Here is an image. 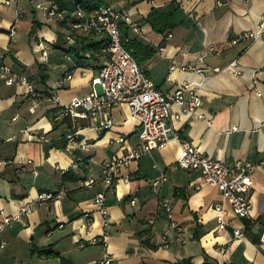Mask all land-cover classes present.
<instances>
[{
	"label": "crops",
	"instance_id": "0c3cea01",
	"mask_svg": "<svg viewBox=\"0 0 264 264\" xmlns=\"http://www.w3.org/2000/svg\"><path fill=\"white\" fill-rule=\"evenodd\" d=\"M35 1L0 0V62L25 73L43 91L36 89L41 94L32 98L24 85H8L0 78V219L38 191L63 186L66 192L46 204L34 203L29 213L3 227L0 264H96L104 252L115 264H167L187 256L200 264L203 253L218 264H264V243L258 240L264 167L253 170L247 218L235 216L198 170L176 164L179 145L174 140L120 165L111 188L100 181L81 185L84 178L98 177L103 159L121 156L136 144V120L125 103L85 117L60 113L63 104L89 93L91 76L104 56L98 52L77 64L61 46L64 38L57 29L64 25L36 9ZM107 1L129 9L141 25L143 34L137 37L152 52L140 66L158 88L170 92L182 80L202 82L197 113L173 119L175 129L200 151L223 161L264 160V32L253 40L230 41L257 26L264 0H173L178 23L161 32L144 19L172 0ZM210 45L215 50L200 60ZM231 60L238 72L227 67ZM82 63L91 68L82 73ZM187 64L194 69L183 68ZM60 77L62 85L57 86ZM178 109L172 106L173 112ZM106 121L110 125L101 124ZM66 169L76 178L62 179ZM98 191L105 192L108 206L105 226L93 202ZM162 201L169 203L170 218ZM216 203L231 222L219 230ZM233 227L241 228L243 236H235ZM101 234L104 244L79 246ZM47 248L53 253L41 251Z\"/></svg>",
	"mask_w": 264,
	"mask_h": 264
},
{
	"label": "built area",
	"instance_id": "2783aa9c",
	"mask_svg": "<svg viewBox=\"0 0 264 264\" xmlns=\"http://www.w3.org/2000/svg\"><path fill=\"white\" fill-rule=\"evenodd\" d=\"M12 1L4 0V3L10 4ZM66 1L70 3L71 7L60 6L58 0H37L34 5L36 9L43 10L47 16L60 21L68 29L63 35L66 43H75L80 38L98 35L106 37L108 43L99 48V52L104 57L91 76L89 93L81 97H74L67 104H63L60 113L70 115L72 118L85 117L88 114L108 110L116 104L125 103L129 107L131 116L136 120V144L121 156L103 159L98 177L84 178L81 180V185L90 187L96 181H100L107 188H111L120 165L140 157L153 148L163 147L168 141L174 140L179 145L176 164L185 169L198 170L204 183L213 185L219 190L222 199L229 204L230 210L235 216L247 218L250 207L249 190L253 182L252 173L257 166L264 167V160L236 159L233 162H226L207 155L200 151L185 135L176 130L172 124L173 119H179L183 114L197 113V109L201 104L198 88L202 82L182 80L172 91H162L144 72L121 41V25H125L132 35L140 36L143 34L141 25L133 19L129 9L116 6L107 0L97 2L95 5H89L92 0ZM263 32L264 13L254 29L243 30L237 37L231 38L230 41L253 40L260 37ZM39 50L43 56L47 54L45 48L40 47ZM214 50L215 47L210 45L200 53L198 58L202 60L204 55ZM85 55L89 56L90 52L86 51ZM235 65L236 60H231L227 67L234 72H238ZM174 66V64H171L169 68L172 69ZM81 67L82 73L86 68H91L88 65H82ZM183 68L194 69V66L187 64ZM65 77L70 78L71 73L66 74ZM0 78L8 85L15 82L24 85L27 93L32 98H37L41 94L35 89L32 81L25 73L12 70L4 62H0ZM62 79L63 77H60L56 80L57 86L62 85ZM50 96L54 100L57 99L54 93ZM37 105L38 100L36 99L31 108L35 109ZM173 105H177L179 108L175 112L172 110ZM101 124L108 126L110 121L101 122ZM119 139L123 138L119 137ZM33 172L36 173L35 170ZM161 178H164V176ZM159 180L160 178L154 179L152 185L156 186ZM65 192L63 186H59L54 190L38 191L34 199L22 203L15 213L2 216L0 231L12 220L21 219L23 215L29 213L34 203L46 204L63 196ZM93 202L101 214L102 224L107 225L110 222V216L108 206L105 203V192H96L93 196ZM129 202L134 204L136 198H130ZM161 206L170 218L169 203L162 201ZM214 208L217 211V229H223L227 225H231V222L225 219L226 209L223 205L216 203ZM150 221L152 220L150 219ZM169 225L170 227L176 226L173 221ZM261 227L258 240L264 243V220ZM102 234L93 236L87 241L79 242V246L104 244ZM233 234L240 237L244 233L241 228L233 227ZM3 245L4 242L0 240V248ZM96 264L115 263L110 255L104 252L102 258Z\"/></svg>",
	"mask_w": 264,
	"mask_h": 264
},
{
	"label": "trees",
	"instance_id": "16d2710c",
	"mask_svg": "<svg viewBox=\"0 0 264 264\" xmlns=\"http://www.w3.org/2000/svg\"><path fill=\"white\" fill-rule=\"evenodd\" d=\"M82 1V0H81ZM103 0H92L89 5H95L97 2H101ZM59 5L63 7H71L70 3L66 0H58ZM176 6L173 5V0L171 3L161 9H151L148 16L145 17L144 22L148 23L151 28L161 32L165 29L172 28L175 24L178 23L176 19ZM121 41L124 47L129 50L135 60L140 64L143 60L147 58L148 55L151 54L152 48L141 41L136 35H132L125 25H121ZM64 44H62V48L67 53L73 55L76 59V63L78 61L81 62L82 59L89 58L90 56H94L98 54L99 48L108 43L107 38H95L94 36H87L78 39V43H66L63 40ZM89 51L90 55L86 56L85 52ZM81 65L91 66L89 63H82ZM40 80L44 81L46 78V73L44 74L42 71L39 73ZM43 77V79H41ZM37 89V88H35ZM38 90V89H37ZM40 91V90H38ZM43 93V91H40ZM76 176L72 169H66L62 172V179H75ZM41 251L45 254H51L53 251L49 248L41 249ZM193 256L183 257L181 259H177L174 261H170L167 264H193ZM200 264H218V262L211 256L206 253L202 254V260ZM228 264V263H223Z\"/></svg>",
	"mask_w": 264,
	"mask_h": 264
},
{
	"label": "rangeland",
	"instance_id": "374dc122",
	"mask_svg": "<svg viewBox=\"0 0 264 264\" xmlns=\"http://www.w3.org/2000/svg\"><path fill=\"white\" fill-rule=\"evenodd\" d=\"M38 14H40V12H38ZM56 23V22H55ZM56 27L58 28V26L56 25ZM62 28V30L61 29H57L61 34H65L66 32H67V28H65V27H61ZM104 36L103 35H98V36H96V38L98 39V38H103Z\"/></svg>",
	"mask_w": 264,
	"mask_h": 264
}]
</instances>
